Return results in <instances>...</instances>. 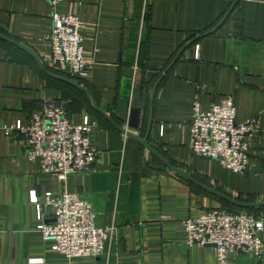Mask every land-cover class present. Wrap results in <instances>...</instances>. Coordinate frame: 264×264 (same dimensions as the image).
Returning <instances> with one entry per match:
<instances>
[{
  "label": "crops",
  "instance_id": "0c3cea01",
  "mask_svg": "<svg viewBox=\"0 0 264 264\" xmlns=\"http://www.w3.org/2000/svg\"><path fill=\"white\" fill-rule=\"evenodd\" d=\"M58 9L83 21L92 61L83 79L50 60L48 0H0V264H217L213 245L188 243L184 220L235 205L204 186L264 201V0H62ZM227 96L238 121L259 120L245 173L191 147L195 103L208 110ZM48 100L75 123L88 117L99 152L91 169L65 180L26 156L22 132H7ZM117 126L147 137L194 180ZM33 190L47 221L54 206L45 193L67 190L90 204L97 226L115 224L104 253L68 258L54 250L38 229ZM228 264H264V255L229 252Z\"/></svg>",
  "mask_w": 264,
  "mask_h": 264
},
{
  "label": "built area",
  "instance_id": "2783aa9c",
  "mask_svg": "<svg viewBox=\"0 0 264 264\" xmlns=\"http://www.w3.org/2000/svg\"><path fill=\"white\" fill-rule=\"evenodd\" d=\"M51 6L53 32L50 60L53 66L83 79L90 73L92 61L85 55L84 40L79 31L83 21L78 14L60 11L62 0H48ZM258 117L237 120V106L232 96L202 110L195 103L191 121V147L202 157L217 159L235 172L245 173L250 165V138L258 129ZM22 132L26 138V156L38 159L41 169L65 180L71 172L87 171L99 160L91 142L92 123L85 118L75 123L68 109L54 101H45L30 116L7 128ZM45 203L54 206L53 219L47 221L43 203L36 190L31 200L37 205L38 229L47 240H54V250L68 258L100 256L106 242L116 235V225L97 226L95 212L78 193L64 190L55 195L45 193ZM188 243L213 245L217 264H228V253L264 255V214L246 210L229 211L212 208L198 217L184 220ZM39 262L40 259H32Z\"/></svg>",
  "mask_w": 264,
  "mask_h": 264
},
{
  "label": "water",
  "instance_id": "95a60500",
  "mask_svg": "<svg viewBox=\"0 0 264 264\" xmlns=\"http://www.w3.org/2000/svg\"><path fill=\"white\" fill-rule=\"evenodd\" d=\"M1 37L6 38L5 36L1 35ZM8 39V38H7ZM38 59V58H37ZM74 85H76L77 87H79L80 89L88 92L89 94L92 95V93L83 85L79 84L78 82H75L74 80H70ZM101 112H103L109 119H111L103 110H101L100 108H98ZM124 134H126L127 136L130 137H134L136 139H138L140 142H142L150 151H152L154 154H156L158 157H160L167 165H169L171 168H173L174 170L182 173L183 175L189 177L190 179L194 180L193 178H191L185 171L181 170L180 168L176 167L175 165H173L167 158H165L162 154H160L155 148H153L149 143H148V138L145 137H140L137 134L127 130L126 128H123L121 126H117ZM206 189H208L209 191L223 197L224 199H226L227 201L240 206V207H261L264 206V201H259V202H248V201H242L236 198H233L225 193L219 192L217 190H214L212 188L206 187L204 186Z\"/></svg>",
  "mask_w": 264,
  "mask_h": 264
},
{
  "label": "trees",
  "instance_id": "16d2710c",
  "mask_svg": "<svg viewBox=\"0 0 264 264\" xmlns=\"http://www.w3.org/2000/svg\"><path fill=\"white\" fill-rule=\"evenodd\" d=\"M260 207H240V206H236V205H233L232 207H229V208H225L229 211H240V210H246V211H249V212H259L258 209Z\"/></svg>",
  "mask_w": 264,
  "mask_h": 264
}]
</instances>
